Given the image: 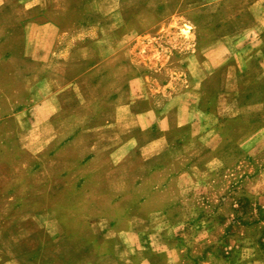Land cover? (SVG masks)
Wrapping results in <instances>:
<instances>
[{"label": "rangeland", "instance_id": "obj_1", "mask_svg": "<svg viewBox=\"0 0 264 264\" xmlns=\"http://www.w3.org/2000/svg\"><path fill=\"white\" fill-rule=\"evenodd\" d=\"M25 1L0 0V151H8L0 184L45 181L44 173H25L14 151L62 133L61 114L54 125L32 126L35 66L10 62L24 55L29 22H55L63 44L108 35L116 49L133 48L135 70L144 74L134 106L150 130H165L167 143L125 158L67 163L76 172L71 183L111 187L101 191L104 206L96 209L133 216L115 231L135 232L103 234L105 225H95L99 235L72 239L68 248L79 251L94 240L96 251L105 252L112 243L118 264L128 263L131 250L132 264H264V0H39L34 12ZM81 94L61 95L70 104L64 132L73 135L80 126L93 137L100 132L85 131L99 117L96 100ZM16 100L20 109L13 108ZM61 166L54 159L47 168ZM91 192L80 190L66 213H96L85 202ZM13 254L6 248L2 257ZM67 260L108 264L88 251Z\"/></svg>", "mask_w": 264, "mask_h": 264}, {"label": "crops", "instance_id": "obj_2", "mask_svg": "<svg viewBox=\"0 0 264 264\" xmlns=\"http://www.w3.org/2000/svg\"><path fill=\"white\" fill-rule=\"evenodd\" d=\"M38 1L27 0L21 4L28 12H34L42 8ZM93 28L101 29L102 26ZM26 30L24 55L12 56L10 62L24 61L35 66L29 73L33 80L28 106L31 124L33 127L54 125V118L61 114L58 120L61 119L62 133L59 137L46 136L45 145L35 144L27 151L20 148L14 151L15 161L23 163L25 173H44L46 176L45 181L40 182L24 181L10 186L0 184V264H71L67 259L87 251L92 257L105 259L108 264H118L117 251L111 248L112 243L108 244L105 252L96 251L94 240L92 243L82 242L85 244L79 251L68 248L72 239H83L85 235L94 239L99 235L98 230L93 228L95 225H105L106 229L101 230L103 234L109 233V230L115 236L133 235L135 232L132 229L115 231L117 222L133 221V216L118 217L111 213V209L105 208V212L96 209L104 206L101 191L111 187L102 182L93 185L71 183L70 175L74 176L76 172H71L67 163L73 161L80 166L102 161L105 157L125 158L138 151L143 154L156 141L165 146V130L162 127L150 130L148 125H144L141 119L144 112L133 103L132 95L144 88V74L135 70L133 48L126 44L124 49H116L108 35L95 39H73L63 44L59 42L60 27L53 21H30ZM11 72L17 77L16 69ZM53 77L61 79V87L59 82L52 80ZM68 90L78 95L88 94L90 99L96 100L99 117L95 126L85 132L96 131L99 134L93 137L85 135L80 126L73 135L64 132L67 116L63 111L70 109V104L61 95L66 96ZM78 95L79 99L81 96ZM17 102L13 103V108L20 109L16 106ZM79 102H75L77 107ZM151 134L157 138L151 139ZM7 153L1 150L0 160L6 158ZM54 159H60L62 163L59 170L47 168L48 162L53 163ZM54 177L61 179L60 182L54 183ZM85 189L92 191V199L85 202L96 213H66L71 200L72 204L76 203L79 191ZM109 202L105 207L114 203L112 200ZM76 225L78 228H74ZM90 245H93L92 248H89ZM6 248L14 254L4 259L2 253ZM134 254L135 251L131 250L128 263H133Z\"/></svg>", "mask_w": 264, "mask_h": 264}]
</instances>
